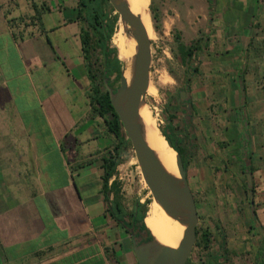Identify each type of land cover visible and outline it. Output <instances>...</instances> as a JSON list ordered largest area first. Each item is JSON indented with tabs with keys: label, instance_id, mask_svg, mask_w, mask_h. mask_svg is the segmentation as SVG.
<instances>
[{
	"label": "crops",
	"instance_id": "crops-1",
	"mask_svg": "<svg viewBox=\"0 0 264 264\" xmlns=\"http://www.w3.org/2000/svg\"><path fill=\"white\" fill-rule=\"evenodd\" d=\"M26 2V14L34 20L16 26L5 20L0 27V120L16 127L6 139L0 136V211L4 212L0 234L6 237L7 264H137L131 235L107 212L112 194L102 189L103 158L118 139L108 124L112 113L92 100L93 82L82 43L88 30L85 11L78 0ZM247 4L243 13L250 14L252 21H264V0ZM252 21L245 27L256 30L259 23ZM260 26L264 29V22ZM254 40L250 35L246 46L250 49L260 41L264 60V35ZM192 61L181 58L185 73L190 72ZM247 66L236 75L252 85L253 78L260 76L262 85L254 92L252 85L245 84L247 101L243 102L235 84L232 101L237 102L240 130L236 138L245 141L255 136L264 141V61L261 73L255 66V73H249ZM206 67L205 73H215V65ZM199 76L193 75L190 88L180 93L166 125V134L183 153L194 147L186 145L196 141L191 139L194 122L202 121V142L212 136L209 121L199 118L195 103L200 104L196 96L203 93L196 86ZM208 89L204 87L205 94ZM244 105L249 107V132L239 121ZM234 192L228 213L218 212L228 227L223 250L234 263L249 257V264H264V198L252 197L251 203L245 192Z\"/></svg>",
	"mask_w": 264,
	"mask_h": 264
},
{
	"label": "rangeland",
	"instance_id": "rangeland-1",
	"mask_svg": "<svg viewBox=\"0 0 264 264\" xmlns=\"http://www.w3.org/2000/svg\"><path fill=\"white\" fill-rule=\"evenodd\" d=\"M23 1L0 0V27L5 24V20L13 26L34 20V17L30 18L26 14L29 4L26 2L24 5ZM211 1L212 8L209 7L208 0H146L144 13L151 28L147 35L150 39L151 62L145 106L147 110L152 111L159 131L163 129L166 132V125L172 119L170 114L175 110L178 96L184 89H189L193 81L192 79L189 85L184 83L185 65L181 62L178 44L187 46L191 41L197 40L198 49L195 50L196 57L192 65L203 62V65L198 64L200 82L196 84V86L199 85V91L203 93L197 94L201 100L196 96L200 104L197 103L198 100L195 103L196 107H199V118L209 121L212 136H208L207 141L202 142L201 136L204 135L202 121L194 122L195 130L191 139L196 141L187 142L186 145L193 144L194 147L191 151L184 150L183 159L187 162L186 177L198 213L196 229L207 230L211 235L212 244L209 251L194 244L188 259L190 264H201V261L207 260L209 252H214L222 261L224 258L227 259L225 264H249V257L245 259L246 261L237 258L238 262L234 263L230 260L231 255H227L223 250L228 227L225 220L219 217L218 212L228 213L230 203L235 200V189L245 195L247 187L244 168L248 166V162H251L249 167L252 172V197L264 198V141L254 139L255 136L254 138L247 136L245 141H238L240 130L235 115L237 102L232 101L235 84L238 83L239 88L241 83L243 87L252 85L250 80L241 77L239 73L236 75L238 69L248 65L249 73H255V66L258 69L257 73H261L264 60L261 52L263 46L259 40L264 35V29L260 26L264 21L261 22L260 19L255 18L252 21L250 14L243 13L249 5L248 0ZM237 4L239 7L236 6ZM260 4L263 5L262 1ZM249 21L259 23V27L256 30L247 29L245 26ZM117 26L118 18L114 32ZM114 32L108 43L109 47L114 46ZM252 34L255 36L254 41L257 39L259 42H256L258 44L254 47L253 44L250 45L249 49L246 43ZM121 55L122 53L116 50L119 60ZM97 58L100 59V55L95 52L91 58L93 70H98L100 67ZM206 65L211 67L215 65V73H205ZM195 76L197 77L196 74ZM110 81L112 87L115 88L118 85V79L114 75L110 77ZM253 81L255 84L252 85L251 91L260 90L261 77L253 78ZM206 86L209 88L207 94L204 93ZM101 89L103 90V87ZM246 96L244 94L243 102L247 101ZM248 113L249 107L244 105L240 109L239 121L249 132ZM23 116L26 117L27 114L23 113ZM5 122L6 120H0V136L2 135L3 139L16 129ZM39 128L43 129V127ZM205 133L209 134V129ZM49 163L52 165L50 160ZM115 174L124 207L129 211L135 201L138 200L140 203L148 201L147 213L156 218L150 223L152 224L151 235L157 237L162 234L174 219L170 223H165L158 215L151 213L152 195L142 178L130 144L126 146L122 162L118 165ZM218 201H221L223 205L220 206ZM2 209L0 202V210ZM2 213L4 214L0 211V214ZM5 242V235L0 234V264H7L4 252Z\"/></svg>",
	"mask_w": 264,
	"mask_h": 264
},
{
	"label": "water",
	"instance_id": "water-1",
	"mask_svg": "<svg viewBox=\"0 0 264 264\" xmlns=\"http://www.w3.org/2000/svg\"><path fill=\"white\" fill-rule=\"evenodd\" d=\"M108 1L123 25H127L125 33L130 35L136 44L135 53L131 58L129 78L124 76L122 64L118 85L115 88L111 86L112 83L108 78L104 79L110 105L118 116L125 137L130 142L142 178L152 198L169 217L184 226L176 247L159 243L154 237L147 240V232H140L138 228L125 229L132 237V249L137 264H186L195 244L198 221L196 203L188 184L186 169L181 156L177 153L175 154L177 175L164 168L146 141L139 115V109L145 102L149 85L150 39L140 16L131 12L126 0ZM240 89L243 99L242 83ZM184 92L186 93L187 90L185 89ZM168 146L171 147L170 144ZM249 163L244 168V172L246 171V194L252 203V177ZM141 235L145 237V240L141 241Z\"/></svg>",
	"mask_w": 264,
	"mask_h": 264
},
{
	"label": "trees",
	"instance_id": "trees-1",
	"mask_svg": "<svg viewBox=\"0 0 264 264\" xmlns=\"http://www.w3.org/2000/svg\"><path fill=\"white\" fill-rule=\"evenodd\" d=\"M78 1L79 6L84 9L87 16L88 30L83 33L82 43L88 70L93 82L92 100L99 107L105 106L112 113L113 121L108 124L118 139L114 148L103 158L102 164V189L105 194H112V199L108 202L107 212L110 217L122 227L140 228L142 231L147 232V240L152 239V224L150 225V223L156 220V218L151 217V215L147 213L146 206L148 205V201L140 203L137 200L134 202L131 210L128 211L122 204V196L118 182L114 179L112 182L108 183L109 179L116 172V167L122 162V155L126 146L130 144L122 131L118 116L114 113L110 105L108 92L104 85L105 78H108L110 81L112 75H114L116 79L120 76L122 63L116 56V49L114 47H109L108 44L114 32L118 15L116 13L110 15L114 10L108 0ZM208 2L210 3L209 7L212 8L213 2L211 0H208ZM197 43V40L191 41L187 46L179 43L177 49L181 58L188 57L189 59H195V50L198 49ZM95 52H98L100 55V59L97 58L100 66L98 70L91 69V65L93 64L91 58L94 56ZM189 70L190 72L185 74L184 83L186 85L190 82L193 75L198 74L196 66H191ZM102 87L103 90L101 89ZM160 131L163 142L170 144L171 148L181 156L186 169L187 162L183 159L184 153L182 149L179 148V143H176L175 140L170 138L165 130L160 129ZM210 237L211 235L207 230L199 231L196 229L195 245L209 251L212 244ZM207 257V260L201 261V264H225L227 260L224 258L222 261L214 252H209ZM186 264H190L189 259L186 261Z\"/></svg>",
	"mask_w": 264,
	"mask_h": 264
},
{
	"label": "bare ground",
	"instance_id": "bare-ground-1",
	"mask_svg": "<svg viewBox=\"0 0 264 264\" xmlns=\"http://www.w3.org/2000/svg\"><path fill=\"white\" fill-rule=\"evenodd\" d=\"M131 12L135 15H139L141 22L145 28L147 35L150 33L149 25L147 22L146 14L144 13L146 0H126ZM127 25H123L118 18V26L114 32V46L118 53H122L120 61L123 66L124 76L128 79L130 75L131 58L135 53V41L130 35L125 33ZM151 29V28H150ZM113 46V47H114ZM139 115L144 127V133L146 141L149 147L156 153L160 162L164 168L177 175V169L175 166V150L168 146V143L163 142L161 133L156 126V121L152 111L147 110L145 102L139 109ZM150 211L153 215H158L160 219L165 223H170L173 219L169 217L160 205L152 198ZM184 226L173 220L167 229L157 237H154L159 243L170 247H176L182 236Z\"/></svg>",
	"mask_w": 264,
	"mask_h": 264
},
{
	"label": "flooded vegetation",
	"instance_id": "flooded-vegetation-1",
	"mask_svg": "<svg viewBox=\"0 0 264 264\" xmlns=\"http://www.w3.org/2000/svg\"><path fill=\"white\" fill-rule=\"evenodd\" d=\"M136 228H134V230H135ZM138 230L140 231V232H142V230L140 229V228H138ZM137 235H139L138 233H137ZM142 240H145V237L143 236V235H141V241Z\"/></svg>",
	"mask_w": 264,
	"mask_h": 264
}]
</instances>
